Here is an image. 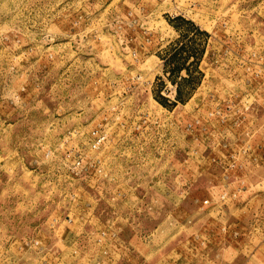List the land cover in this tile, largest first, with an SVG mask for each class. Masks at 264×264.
Listing matches in <instances>:
<instances>
[{
  "label": "rangeland",
  "instance_id": "rangeland-1",
  "mask_svg": "<svg viewBox=\"0 0 264 264\" xmlns=\"http://www.w3.org/2000/svg\"><path fill=\"white\" fill-rule=\"evenodd\" d=\"M0 264H264V0H0Z\"/></svg>",
  "mask_w": 264,
  "mask_h": 264
},
{
  "label": "built area",
  "instance_id": "built-area-1",
  "mask_svg": "<svg viewBox=\"0 0 264 264\" xmlns=\"http://www.w3.org/2000/svg\"><path fill=\"white\" fill-rule=\"evenodd\" d=\"M103 139V136H96L95 142L92 144L93 148H98Z\"/></svg>",
  "mask_w": 264,
  "mask_h": 264
}]
</instances>
